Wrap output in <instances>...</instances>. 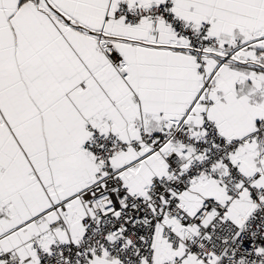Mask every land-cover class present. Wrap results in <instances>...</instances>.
<instances>
[{"label": "snow or ice", "instance_id": "1", "mask_svg": "<svg viewBox=\"0 0 264 264\" xmlns=\"http://www.w3.org/2000/svg\"><path fill=\"white\" fill-rule=\"evenodd\" d=\"M0 264H264V0H0Z\"/></svg>", "mask_w": 264, "mask_h": 264}]
</instances>
